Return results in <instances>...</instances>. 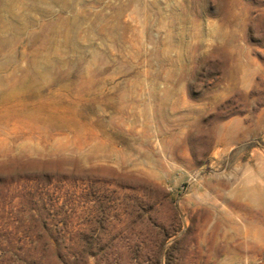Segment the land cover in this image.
<instances>
[{"label": "rangeland", "instance_id": "obj_1", "mask_svg": "<svg viewBox=\"0 0 264 264\" xmlns=\"http://www.w3.org/2000/svg\"><path fill=\"white\" fill-rule=\"evenodd\" d=\"M0 264H264V0H0Z\"/></svg>", "mask_w": 264, "mask_h": 264}, {"label": "bare ground", "instance_id": "obj_2", "mask_svg": "<svg viewBox=\"0 0 264 264\" xmlns=\"http://www.w3.org/2000/svg\"><path fill=\"white\" fill-rule=\"evenodd\" d=\"M234 137H235V136H234ZM233 140H234V139H233ZM251 148H252V147H251ZM229 152H230V151H229ZM251 153H252V152H251ZM247 154H248V153H247ZM247 154H246V156H247ZM227 157H228V156H227ZM244 159H245V158H244ZM242 162H243V161H242ZM250 162H251V161H250ZM213 164H214V163H213ZM232 185H233V184H232ZM244 186H245V185H244ZM239 187H240V186H239ZM240 194H241V193H240ZM235 196H236V195H235ZM230 197H231V196H230ZM240 197H241V196H240ZM242 197H243V196H242ZM234 198H235V197H234ZM238 199H239V198H238ZM226 200H227V199H226ZM245 200L247 201V199H245ZM238 201H240V200H238ZM242 201H243V200H242ZM259 201H260V200H259ZM228 202H229V201H228ZM228 202H227V203H228ZM247 203H248V202H247ZM225 204H226V203H225ZM252 204H253V203H252ZM242 205L244 206V204H241V203H240V206H242ZM247 205H248V204H247ZM249 205H250V204H249ZM258 205H259V204H258ZM237 206H238V205H237ZM252 206H253V205H252ZM255 206H256V205H255ZM225 207H226V206H225ZM231 209H232V208H231ZM233 209H234V208H233ZM248 209H249V208H248ZM248 209H247V210H248ZM261 209H263V207H262ZM239 210H240V209H239ZM234 212H235V211H234ZM256 212H257V211H256ZM243 213H244V212H243ZM248 213H249V212H248ZM253 213H254V212H253ZM227 214H228V213H227ZM234 214H235V213H234ZM229 215H230V214H229ZM233 216H235V215H233ZM240 216H241V215H240Z\"/></svg>", "mask_w": 264, "mask_h": 264}]
</instances>
